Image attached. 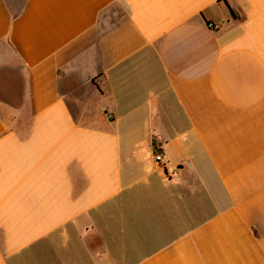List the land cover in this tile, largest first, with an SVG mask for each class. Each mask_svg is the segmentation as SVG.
I'll use <instances>...</instances> for the list:
<instances>
[{
	"label": "crops",
	"instance_id": "0c3cea01",
	"mask_svg": "<svg viewBox=\"0 0 264 264\" xmlns=\"http://www.w3.org/2000/svg\"><path fill=\"white\" fill-rule=\"evenodd\" d=\"M0 264H264V0H0Z\"/></svg>",
	"mask_w": 264,
	"mask_h": 264
},
{
	"label": "built area",
	"instance_id": "2783aa9c",
	"mask_svg": "<svg viewBox=\"0 0 264 264\" xmlns=\"http://www.w3.org/2000/svg\"><path fill=\"white\" fill-rule=\"evenodd\" d=\"M207 28L212 32L215 33L220 29V24L214 23V22H208L207 23ZM154 158L155 161L157 163H159L160 165H164L165 164V160H164V154L163 152L157 148L156 146L154 147Z\"/></svg>",
	"mask_w": 264,
	"mask_h": 264
}]
</instances>
